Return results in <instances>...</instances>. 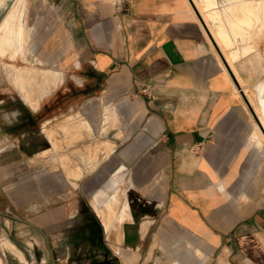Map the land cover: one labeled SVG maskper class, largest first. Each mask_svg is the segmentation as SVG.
Here are the masks:
<instances>
[{
  "label": "crops",
  "instance_id": "crops-1",
  "mask_svg": "<svg viewBox=\"0 0 264 264\" xmlns=\"http://www.w3.org/2000/svg\"><path fill=\"white\" fill-rule=\"evenodd\" d=\"M17 1L0 0V22ZM192 1L264 127L256 110L264 112V0ZM20 3L37 55L97 74L103 101L116 112L104 166L106 178L122 171L119 187L133 207L139 246L123 247L127 264H171L173 243L157 242L152 232L160 220L167 233L170 226L187 236L182 250L198 249L193 264H264V134L190 0ZM95 213L81 231L66 205L46 210L35 217L36 234L69 228L83 243L95 225L105 242ZM6 234L0 264H53L43 243ZM53 249L64 250L57 241ZM104 263L114 264L108 254Z\"/></svg>",
  "mask_w": 264,
  "mask_h": 264
},
{
  "label": "rangeland",
  "instance_id": "rangeland-1",
  "mask_svg": "<svg viewBox=\"0 0 264 264\" xmlns=\"http://www.w3.org/2000/svg\"><path fill=\"white\" fill-rule=\"evenodd\" d=\"M14 7L13 3L12 11ZM3 26L4 20L0 22V32ZM23 39L22 55L13 57V49L0 53V215L8 218L0 221V240L3 242L10 231H21L22 242L44 244L54 259L53 264H99L104 254L115 264L112 252L103 250L102 244L91 243L92 228L86 232L87 239L83 243L79 242L82 237L72 240L73 236L66 234L69 228L40 234L42 239L36 234L35 217L46 210L66 205L74 218H81L77 228L85 231L87 222L97 221L96 194L109 190L110 198L117 201L125 200V192L128 200L129 196L126 188L119 187L122 171L115 170L106 178L109 170L104 164L110 156L100 150L95 152L104 141H113L115 128L119 126L115 110L107 108L103 101L101 78L87 68H63L40 58L37 44L27 28ZM257 141L260 143L259 139ZM95 153L97 162L92 169L90 158L95 157ZM79 169L84 174L77 177L75 173ZM112 189L116 192L112 193ZM115 204L113 201V206ZM131 209L133 211L132 204ZM98 216L106 232L108 216ZM123 219L129 220L125 213ZM16 222L24 226L20 229ZM147 226L148 222H143L141 230L145 231ZM169 231L167 233L165 222L160 220L152 232L156 233L157 242L168 247L173 243L166 251L171 264L181 260V253L184 258L189 250L196 254L195 247L182 250L186 245L181 244L188 241L187 236L177 235L178 230L170 226ZM55 241L64 250L53 249ZM192 241L201 248L204 246L200 241ZM76 242L81 244L69 247L68 252L67 245ZM105 242H108L107 233ZM124 253L127 264L125 249ZM197 254L200 257L199 252Z\"/></svg>",
  "mask_w": 264,
  "mask_h": 264
},
{
  "label": "bare ground",
  "instance_id": "bare-ground-1",
  "mask_svg": "<svg viewBox=\"0 0 264 264\" xmlns=\"http://www.w3.org/2000/svg\"><path fill=\"white\" fill-rule=\"evenodd\" d=\"M21 2H22V0H21ZM22 6L23 5L20 3V0L17 1V3L15 4V7L13 8V11L11 13L7 14V16L5 17L4 26L2 28V31L0 32V53H4L8 49H13V57L23 54V50H24L23 49V40H24L23 37H24V33H25V23H24L25 19H23V16L25 17V14H24ZM234 72L236 73L235 69H234ZM256 110L258 111L260 117L262 118V121L264 122V112L259 111V108H257ZM259 136L262 139H264V137H262L261 134ZM263 142H264V140H263ZM85 148H87V147H85ZM112 149H113V142L109 141V139H108V141H104L100 146H98L95 152L97 153L100 150L101 152L106 154L105 156H107L108 153ZM79 150L80 149H77V151H79ZM96 153L94 154L95 157L91 156V158H90L91 164H89V165L92 169L94 168V162H97ZM80 154L82 155V153H80ZM92 154L93 153H91V155ZM101 155L103 156V154H101ZM88 156L90 157L89 153H88ZM77 167H78V165H77ZM72 168H74V167H72ZM73 173H75V172H73ZM76 173H75V175H77V177H80L84 174V171L82 169L81 170L79 169L78 171H76ZM116 180H118L117 177H116ZM115 192H116L115 189H112V193H115ZM124 195H125V200H122V201H117L115 198L114 199L110 198L109 194L105 193L103 191H100V193L96 194L94 197V200L96 202L95 208L97 210V213L103 217L107 215L108 221H110V222L106 221L107 222L106 233H107V241L108 242H103L102 241L103 239L101 240L100 231L98 230V228L95 225H92L93 237L91 239V243L94 245L102 244L103 250H105L107 252H112L114 254L113 256H114L115 264H120L118 262V259L121 260V262H122L121 264H126L127 257L124 253V248H126V250H133L134 248H137L139 246V242H138L139 238H138L137 230H135V228L132 225L133 223H132L130 202L127 198L126 192L124 193ZM113 201L117 203V204H115V206H113ZM118 208H120V211ZM124 213H125V216L129 218V220L123 219ZM122 244H123L124 248L121 250ZM99 249H101V248H99ZM73 251H74V253H76L75 249ZM195 252H196V254H193L192 252H190V250L187 251L186 252L187 256L185 258H184V254L181 253V260L176 261L175 264H193L197 260V257H199L197 254V252H199V251H198V249H196V247H195ZM76 256H78V254H76ZM181 261H183V263Z\"/></svg>",
  "mask_w": 264,
  "mask_h": 264
},
{
  "label": "water",
  "instance_id": "water-1",
  "mask_svg": "<svg viewBox=\"0 0 264 264\" xmlns=\"http://www.w3.org/2000/svg\"><path fill=\"white\" fill-rule=\"evenodd\" d=\"M190 2H191V4H192V6H193V8H194V10H195V12H196V14L198 15L200 21L202 22V24H203V26H204V28H205V30H206V32H207L209 38L211 39L212 43L214 44V47L216 48L218 54L220 55V57H221L223 63L225 64L226 68L228 69V71H229V73H230L232 79L234 80L235 84H236L237 87L239 88L242 97H243L244 100L246 101V103H247V105H248L250 111L252 112L253 116L256 118V120H257V122H258V124H259V126H260V128H261V130H262V132H263V134H264V127L262 126L261 122L259 121V119H258V117H257V115H256V113H255V111H254V109H253L251 103L249 102L247 96L245 95L244 91L242 90V88L240 87L238 81L236 80L234 74L232 73V71H231V69H230V67H229V65H228V63H227V61H226V59H225L224 56H223V53L221 52L220 48L218 47L217 43L215 42V40H214V38H213V36H212L210 30L208 29L207 25L205 24V22H204V20H203V18H202V16H201V14H200V12L198 11V9H197L196 6H195V4L193 3L192 0H190Z\"/></svg>",
  "mask_w": 264,
  "mask_h": 264
},
{
  "label": "built area",
  "instance_id": "built-area-1",
  "mask_svg": "<svg viewBox=\"0 0 264 264\" xmlns=\"http://www.w3.org/2000/svg\"><path fill=\"white\" fill-rule=\"evenodd\" d=\"M142 92H144V93H147V88L143 89V91H142Z\"/></svg>",
  "mask_w": 264,
  "mask_h": 264
}]
</instances>
